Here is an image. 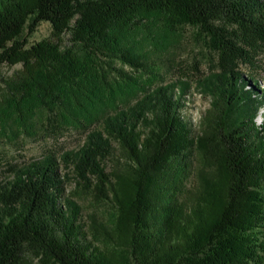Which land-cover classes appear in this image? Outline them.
I'll return each instance as SVG.
<instances>
[{
  "label": "trees",
  "instance_id": "1",
  "mask_svg": "<svg viewBox=\"0 0 264 264\" xmlns=\"http://www.w3.org/2000/svg\"><path fill=\"white\" fill-rule=\"evenodd\" d=\"M41 22L54 39L29 45ZM185 26L216 65L197 132L190 83L159 74ZM263 50L264 0H0V65L22 67L0 119L85 131L7 165L0 264H264ZM86 195L112 218L83 215Z\"/></svg>",
  "mask_w": 264,
  "mask_h": 264
},
{
  "label": "rangeland",
  "instance_id": "2",
  "mask_svg": "<svg viewBox=\"0 0 264 264\" xmlns=\"http://www.w3.org/2000/svg\"><path fill=\"white\" fill-rule=\"evenodd\" d=\"M23 37L27 39L29 45L46 39H54L51 26L47 22H41L31 35L24 32ZM257 60L264 65V50ZM158 63L161 67L159 74L163 79L178 78L190 83L189 91L185 96L186 105L183 109V115L189 121L192 130L197 132L199 122L205 110L209 108L210 96L197 89L195 83L199 78L209 76L212 72H215L216 65L213 52L203 44L193 28L185 26L176 46L160 55ZM21 69L20 64L14 66L0 65L1 107H6L9 101L12 100L11 93L17 92L11 84L12 80L18 77ZM261 112H264V108L261 109ZM260 120L261 117H257V121ZM84 139L85 131L81 128L65 125L58 132H50L46 114L39 109L30 112L24 126H19L15 122L14 116H8L5 120L2 118L0 119V180L7 175V172L4 171L9 163L22 164L40 158L46 152H53L59 156L65 151L78 149L83 144ZM192 161V165H195V157ZM112 164L108 163L107 170H110L109 166H112ZM189 181L191 183L192 178ZM74 189V181H68L65 185V193H69ZM77 202L83 208V215L96 216L100 222H106L112 218L113 207L110 205H104L103 208L100 206L94 207V200L90 195L77 198ZM28 264L39 263L36 259H30Z\"/></svg>",
  "mask_w": 264,
  "mask_h": 264
}]
</instances>
